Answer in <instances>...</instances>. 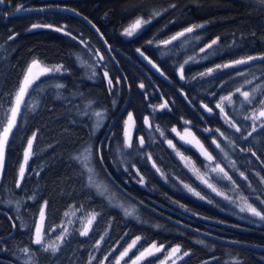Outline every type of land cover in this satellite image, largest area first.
Listing matches in <instances>:
<instances>
[{
  "label": "trees",
  "instance_id": "obj_1",
  "mask_svg": "<svg viewBox=\"0 0 264 264\" xmlns=\"http://www.w3.org/2000/svg\"><path fill=\"white\" fill-rule=\"evenodd\" d=\"M21 4L24 8L64 6L78 12L96 26L110 45L111 56L90 29L71 15L36 12L2 16L11 14ZM172 4L176 7H170ZM154 10L160 11L161 15L137 34L132 37L121 35L137 17L148 19ZM0 13V117L11 104L24 70L33 59H39L49 67L63 65L66 69L42 77L38 87L31 91L29 102H37L38 107L29 111L24 106L18 118L19 127L6 148L0 177V264H24L28 259L21 251L24 247L32 250L35 264H87L93 256L95 259L91 264H100L105 256L109 259L104 264H113L137 236L141 240L136 250H144L156 242L165 245L163 251L178 244L182 251H190V255L178 264H235V261L264 264V224L213 193L193 170L194 165L200 176L215 183L234 200L240 194L253 197L252 189L264 192V184L260 183V177H264V129L258 128L247 140L242 138L252 131L250 121L244 120V116L263 97L258 95L254 105L242 108L243 97L235 92L241 86L242 91L251 90V85H243L246 80H252L254 86L264 82V61L222 68L210 76H198L216 65L264 54V6L256 0H5ZM33 24L52 25L53 28L29 31ZM193 25L203 27L167 47L158 46V41ZM56 27L63 31H55ZM13 33L15 38L9 40ZM216 38L219 40L213 48L200 52ZM149 40L154 43H146ZM187 40L185 50L178 48ZM137 48L157 64L163 76L143 62ZM97 51L103 55V60L91 59ZM197 56L206 57V61L184 64L189 57ZM79 62L91 70V77L85 75L86 69L79 66ZM181 64H184L185 80L179 78ZM105 71L113 82L111 86L104 77ZM239 72L245 75H238ZM117 79L121 81L119 84ZM141 83L145 85L144 89L139 87ZM56 84L64 87L57 89ZM230 92L234 102L231 106L224 102V107L230 119L241 128L239 133L215 108L220 98ZM165 100L168 109L153 111L149 107ZM89 101L92 102L91 108L86 109ZM202 103L212 108L214 116H205L200 106ZM92 110L105 113L104 121L95 133L94 116L82 114ZM129 112L136 121L132 134L134 147L125 149L123 122ZM145 116H149L153 124L151 130L144 125ZM115 117L101 147L103 163H100L95 153ZM185 120L203 131L211 130L207 135L196 131L195 136L213 155L214 162H208L195 144L184 145L171 131L175 127L184 136ZM155 126L164 130L165 137L172 140L176 150L192 164L177 156L165 138L155 131ZM33 132L37 133L33 145L35 154L26 166L22 187L18 189L15 186L18 169L23 162L27 139ZM141 136L145 139L142 148L138 143ZM213 137L221 146L232 141L229 144L232 148L228 145L229 157L234 164L232 171L220 162L216 146L212 144ZM88 146L93 148L95 178L108 188L114 201L87 186L86 173L73 159ZM242 148L255 151L259 159L251 152L241 151ZM148 154L152 156L151 161L147 159ZM153 162L160 172L153 168ZM215 163L233 177L239 186L235 191L231 190L229 181L212 179L216 174L210 168ZM36 172L40 175L37 176ZM239 172H244L248 179H242ZM140 176L144 178L143 184L139 183ZM249 183L252 189L248 187ZM185 184L200 192L205 199L194 196L184 187ZM33 195L35 199L29 200L28 197ZM44 201L48 202L47 229L61 222L69 206L80 208L78 214L82 217L93 211L100 215L89 235L73 233L61 245L59 253L52 256L40 252L30 239ZM253 202L259 206L258 201ZM118 204L127 206L132 215H125ZM13 223L16 228L12 227ZM21 224L27 227L21 228ZM101 236L104 240L100 247H94ZM156 262V258H151L142 264Z\"/></svg>",
  "mask_w": 264,
  "mask_h": 264
},
{
  "label": "snow or ice",
  "instance_id": "obj_2",
  "mask_svg": "<svg viewBox=\"0 0 264 264\" xmlns=\"http://www.w3.org/2000/svg\"><path fill=\"white\" fill-rule=\"evenodd\" d=\"M256 2L264 6V0H256ZM5 4V0H0V5ZM170 7L175 8L176 5L172 4ZM26 9L24 6L17 5L15 7L16 12L20 11H25ZM43 11V9H40ZM164 11H167V9H164ZM161 15L160 11H153L148 19H144L142 17H137L134 22H132L130 25L125 27L121 33V35L127 36V37H132L135 34H137L143 26L150 24L151 20L154 19L155 17ZM91 23V21H89ZM95 27V25H93ZM203 25H193L190 27L184 28L182 31H179L172 35L170 38L166 40H160L158 41V46L160 47H167L173 43V41L179 40L181 37H185L186 34L193 33L195 29L197 28H202ZM37 28H53L52 25H40V24H33L29 31L32 29H37ZM55 31L57 32H62L63 29L60 27L54 28ZM97 31H99L97 29ZM65 35H69V33L65 32ZM15 33L10 35L8 37L9 40H12L15 38ZM199 39V37H196ZM75 39V37H73ZM219 38L213 39L210 44H206L203 48L200 49V52H205L206 49H211L213 48L214 45L218 43ZM81 43H86L84 41H81ZM107 43V42H105ZM146 43L148 44H153V40H149ZM136 52L139 53L141 57H143L144 60H146L153 68L156 69L157 72H160V75H164V73L160 70V68L155 64L151 59H149L148 56L145 55V53L140 49L137 48ZM95 57H98L100 60H103L104 57L100 52L95 53ZM94 57V58H95ZM206 58V57H205ZM194 57H189L188 60H185L184 64H187L190 60H194ZM256 60H262L264 61V54L257 55V56H252L249 55L244 58L236 59L233 61H230L229 63H225L223 65H216L215 68H208L205 72H201L198 74L199 77H204V76H210L213 74L214 71L222 69V68H232L237 65H246L249 64L250 62L256 61ZM184 64H181L179 69H178V74L179 78L181 80H185L186 77L184 75ZM62 71H66L64 69L63 65H55L52 67L46 66L41 60L39 59H33L30 63L27 64L22 79L20 80V83L12 96V102L9 105L8 109L5 111V114L3 117H0V172L3 171L4 168V162H5V155H6V148L10 144V139L14 135V131L16 128L19 127L18 124V118L22 115V111L24 106H27L29 111H35L38 107L37 102H29L30 97H31V91L35 90L38 87V82L41 80V77L49 76L52 73H60ZM95 75V72H93V76ZM238 75H245L243 72H239ZM104 77L107 80L108 84L111 86L113 84L112 80L109 78V74L107 71L104 72ZM197 77H193L192 79H196ZM255 79V77H254ZM121 81L117 79L116 83L119 84ZM253 82L252 80H246L245 84L251 85ZM55 87L57 89H61L64 87L62 84H56ZM141 89H144L145 85L141 83L139 85ZM242 87H238L235 89V92L238 93L240 96L243 97V102L249 106L254 105V103L257 102V96L260 95L264 97V85L261 84H256L251 88V90H243ZM147 99V97H145ZM187 98V97H185ZM163 99V98H162ZM224 102H227L229 106H231L234 102V97L233 93H229L226 96H222L220 98V102L216 104V108L220 110V113L222 114L223 118L227 123L230 124L232 128L235 129L236 132H241V128L237 126V124L232 121L228 115V113L225 110L224 107ZM259 107H253L252 112L250 115L244 116V120L246 121H251L253 127L252 131L248 132L247 136H243L242 138L247 140L249 137L252 136L254 132L257 131V128L259 127L260 129H264V98H260L258 100ZM92 102L89 101L88 105H86L87 108H91ZM201 108H203L206 112L211 113L213 110L212 108L208 107L206 104H201ZM153 109V111H159L163 109H168L169 104L168 101L165 100L163 103L159 105H149ZM85 116H94L96 118V122L93 128V132L100 127V125L103 122L105 113L103 110H92L91 112L89 111H84L82 113ZM135 118L133 116L132 112L128 113L127 119L124 121V130H123V148L125 149H131L134 147V141L132 137V130L135 128ZM185 125L190 124V121L185 120L184 121ZM144 125L149 128L150 130L153 128V124L149 118V116L144 117ZM155 131L160 134L161 137L165 138L168 146L172 148L174 151H176V154L178 157H180L181 160H185L188 162V164H192V161L189 160V158L183 156L178 150H176V146L173 144L172 140H169L165 137V132L162 130L159 126H155ZM173 133H176L177 136L180 137L181 140H184L185 143H192V141H195V144L199 146L201 155H203L210 163L214 162L215 158L211 153L205 149L204 145L192 134L191 131L186 129V134L187 136L192 137L191 140H186L185 136L181 135L179 132H177V129L173 127L171 129ZM204 131L208 132L211 131L210 129H205ZM217 132H219V129H216ZM221 136H224V133L220 132ZM37 137V133L33 132L32 136L27 139V144L24 147V152H23V162L20 164L19 169H18V174H17V179L15 181V186L16 188H21L22 187V181L25 178L26 175V166L29 163L30 158L35 154L34 153V140ZM139 145L142 148L145 144V139L143 136L139 137ZM212 144L216 146L217 149H219L221 152H224V149L221 147V144L217 141L215 137L212 139ZM229 144H232V141L229 140ZM241 151H246V152H251V155L254 157H259L257 156V153L255 151H252L250 148H242ZM102 153V148L96 150V155L100 157V163H103V156L101 155ZM93 148L88 146L83 149L77 156L73 157L74 160H76L83 171L87 173V186L92 188L94 187L100 195H106L107 189L104 188L103 185L99 184L95 180V169L92 166V160H93ZM225 158H227V153H225ZM148 160H152L151 154L147 155ZM153 168L156 169L157 172H160V169L157 167V165L153 162ZM234 166V165H233ZM262 166H264V162H262ZM205 168H209V165H205ZM193 170L197 173L198 178L201 179V182L204 183L213 193H215L217 196L222 197L225 200H228L230 203L236 204V206L239 208V211L244 213L247 212L253 217L259 218V220L264 221V207H259V206H264V192L259 191L257 189H252V185L249 183L248 187L252 189L254 196L249 197L243 194H240L237 198V200H234L232 196L228 195L226 192L221 191L215 183L210 182L208 179H204L203 176L199 175V170L195 169V166L193 165ZM127 171V169H125ZM210 171L212 173H215L216 176L212 177L213 180L220 179V180H227L232 184V189L235 191L239 186L236 184L235 180L227 171H225V168L221 167L219 163H215L214 167L210 168ZM37 176L40 175L39 172L35 173ZM137 175H140L139 171L137 170ZM163 175V174H162ZM207 175V173H205ZM239 175L242 179L247 180L248 177L245 176L244 172H239ZM259 176V173H257ZM139 183L143 184L144 183V178L143 176H140V181ZM260 183L264 184V177H260ZM184 187L191 192L194 196L199 197L201 200H204L205 197L201 195L200 192L196 191L189 185L185 184ZM107 198V197H106ZM29 200L35 199V195L29 196ZM253 201H258L259 206H257ZM211 202V201H209ZM11 203V201H9ZM17 206H19V201L16 202ZM48 206V202L44 201L42 204L40 210H39V219L34 222L35 226L34 229H32V235H31V243L38 246V250L40 252L46 253V254H51L52 256H56L60 249L61 245L66 241L68 236L70 235L69 229L65 226L63 227V231L60 232L59 235L56 236L55 241L49 242L48 237L50 236L51 232L55 231V228L52 229H47L46 228V209ZM71 208V206H69ZM181 207H183L181 205ZM80 208L75 209L74 211H66L64 215L66 217H69L67 223L71 224L73 223L71 217L75 216L76 212L80 211ZM100 214L97 212H92L89 214V218L87 219L86 224L84 225L82 230H79V235L80 236H87L89 235V232L93 228V224L97 219V216ZM125 215L131 216L132 213L125 210ZM11 219V218H10ZM13 228H16L17 225L15 223L12 224ZM21 228L27 227L24 224L20 225ZM104 240V236H101L100 240H97L94 247L99 248L101 245V241ZM141 240L140 236H137L126 248H124L123 251L120 252V254L115 258L114 264H122V261H125L126 257H129V253L133 251V249L137 248L138 242ZM199 243L203 244V241H198ZM165 250V245L160 244L157 245L156 242H153L151 245H149L148 248H145L143 251L139 253L131 261V264H142L144 260H146L147 257H152L155 256L157 253L162 252ZM23 254L28 257L24 261V264H35V262L32 260L31 252L32 250L29 249L28 247H24L21 249ZM190 255V251H182V246L181 245H175L171 247L168 250V255L165 256L163 260L160 261V264H168V261H171V264H177L178 260H183L185 257H188ZM92 259H95V257H91V259L87 262V264H91ZM109 257L105 256L104 260L100 261V264H104V261L108 260ZM214 259V258H213ZM235 264H239V261H235Z\"/></svg>",
  "mask_w": 264,
  "mask_h": 264
},
{
  "label": "rangeland",
  "instance_id": "obj_3",
  "mask_svg": "<svg viewBox=\"0 0 264 264\" xmlns=\"http://www.w3.org/2000/svg\"><path fill=\"white\" fill-rule=\"evenodd\" d=\"M187 45H188V40L187 41H184V42H182V43H180L179 45H178V48H181L182 50H185V48L187 47ZM88 56L90 57V54H88ZM195 59L194 60H190L188 63H192V64H197V63H202V62H205L206 61V58H204V57H201V56H197V57H194ZM91 59H93L94 61H97V60H99V58H97V57H95L94 58V56L91 58ZM186 60H188V59H186ZM78 65L79 66H83L84 67V65L82 64V63H78ZM82 67V68H83ZM84 69H86V74L85 75H87V77H91V70L90 69H88V68H86V67H84ZM52 74H54V73H52ZM42 78V77H41ZM258 84H263L264 85V82L263 83H258ZM244 86H248L249 84H243ZM251 86L253 87L254 85H252L251 84ZM264 98V97H263ZM243 105V107L242 108H245L246 106H248L247 104H242ZM255 107H259V105L257 104ZM251 112H252V109L248 112V114L247 115H250L251 114ZM127 116H128V114H127ZM127 116H126V118L124 119V121L127 119ZM103 121H104V119H103ZM95 122H96V118L95 117H93V128H94V125H95ZM103 123V122H102ZM250 123H251V121H250ZM102 125V124H101ZM101 125H100V127H101ZM99 127V128H100ZM252 127H253V125H252V123H251V129H252ZM99 128H97L95 131H94V133L95 132H97L98 130H99ZM259 128V127H258ZM257 128V129H258ZM123 130H124V122H123ZM133 130H134V128H133ZM133 130H132V134H133ZM138 141H139V138H138ZM139 143V142H138ZM229 145V144H228ZM228 145H224V146H221L223 149H224V152H221L219 149H217L216 147H214L215 148V151L218 153V156H219V159H220V162L222 163V165L225 167V168H227V169H229L230 171H232L233 169H234V164H233V162H232V160L230 159V157H229V146ZM231 148H232V146H230ZM225 153H227V158H225ZM203 156V155H202ZM207 160V159H206ZM208 161V160H207ZM209 162V161H208ZM80 165V164H79ZM0 177H1V172H0ZM86 179H87V173H86ZM95 180H96V178H95ZM96 182L97 183H99V184H101V185H103L104 186V188H106L107 189V191H106V195H100L99 194V192L94 188V187H92L93 189H95L96 191H97V193L100 195V196H102V197H107V198H110L111 200H115L114 199V197L109 193V191H108V188L103 184V182H101V181H97L96 180ZM106 198V199H107ZM117 207H119L121 210H123V212L125 213V210H127V206H124L123 204H118L117 205ZM179 208H181L180 206H179ZM75 209L73 208V207H71V208H69L67 211H74ZM181 210H183L184 211V209L183 208H181ZM185 212V211H184ZM186 213V212H185ZM249 214V213H248ZM89 218V215H87L86 217H82V216H80L79 214H78V212H76V214H75V216H72L71 217V219H72V221H73V223H71V224H68L67 223V221H68V219H69V217H66L65 215H63V217H62V220H61V222L57 225V226H55V227H53V228H55V231L54 232H51L50 233V236L47 238L48 239V241L49 242H53V241H55V238H56V236L57 235H59L60 234V232H62L63 231V227H67L68 229H69V232H70V235L68 236V238L73 234V233H76V234H78L79 235V230H82L83 229V227H84V225L86 224V222H87V219ZM254 220L256 219V221L258 222V223H260V224H264V221H261V220H259V218H257V217H252ZM38 219H39V217H38ZM67 238V239H68ZM136 238V237H135ZM135 238H133L131 241H130V243L135 239ZM129 243V244H130ZM140 243V241L138 242V244ZM151 245V244H150ZM128 246V245H127ZM126 246V247H127ZM125 247V248H126ZM149 246H147L146 248H148ZM169 250V249H168ZM168 250L167 251H162V252H160V253H157L155 256H152V257H147L146 258V260H148V259H151V258H156L157 259V262L155 263V264H160V261L161 260H163L164 258H165V256H167L168 255ZM141 251H143V250H136V248L135 249H133V251L131 252V253H129V257H126L125 258V261H122V264H131V261L133 260V259H135V257L137 256V255H139V253L141 252ZM146 260H144V261H146ZM115 261V260H114ZM143 261V262H144ZM181 260H178L177 261V264L180 262ZM142 262V263H143ZM113 264H114V262H113ZM168 264H171V261H168Z\"/></svg>",
  "mask_w": 264,
  "mask_h": 264
},
{
  "label": "water",
  "instance_id": "obj_4",
  "mask_svg": "<svg viewBox=\"0 0 264 264\" xmlns=\"http://www.w3.org/2000/svg\"><path fill=\"white\" fill-rule=\"evenodd\" d=\"M26 10L25 11H20V12H16L15 10L11 13V14H2V16H10V15H16V14H20V13H36V12H60V13H64V14H68V15H71L75 18H77L78 20H80L84 25H86L90 31L94 34V36L97 38L98 42L100 43V45L103 47V49L105 50V52L111 56V53H110V50H111V47L108 43H105L106 40L104 39V37L102 36V34L97 31V28L96 26L93 27L94 24L92 23H89V20L86 19L84 16L80 15L78 12L70 9V8H67V7H64V6H50V7H44V8H25ZM40 9H43V11H41ZM1 14V13H0ZM182 31V30H180ZM188 35V34H186ZM185 35V36H186ZM182 38V37H181ZM139 54V53H138ZM140 56V55H139ZM254 56H257V55H254ZM140 58L143 60V62H145L153 71H155L159 76H162L160 75V72H157L155 68H153L146 60L143 59V57L140 56ZM260 60H256V61H253V62H250L249 64H252V63H255V62H258ZM229 63V62H228ZM248 65V64H246ZM241 66H245V65H237L235 67H241ZM125 107V106H124ZM124 107L122 108V110L124 109ZM116 120V117L112 120L111 124L109 125V127L107 128L105 134L102 136L100 142H99V145H98V149H100L102 147V144L104 143L108 133H109V130L113 124V122ZM100 159V157H99Z\"/></svg>",
  "mask_w": 264,
  "mask_h": 264
},
{
  "label": "flooded vegetation",
  "instance_id": "obj_5",
  "mask_svg": "<svg viewBox=\"0 0 264 264\" xmlns=\"http://www.w3.org/2000/svg\"><path fill=\"white\" fill-rule=\"evenodd\" d=\"M3 6H4V4H3V5H0V7H3ZM215 108H216V105H215ZM203 111H204V113H205V116H207V117H212V116H214V112H213V111H212L211 113L206 112L204 109H203ZM186 129L189 130V131H191L192 134H193L194 136H195V132H196V131H199L201 134H204V135H207V133H209V131H208V132H206V131L204 132L202 128L196 126L194 123H190V124L187 125V127H185V128L182 129V133L184 134L186 140H191V139H192V137L187 136V134H186ZM195 137H196V136H195ZM178 138L180 139V137H178ZM196 138H197V137H196ZM197 139H198V138H197ZM198 140H199V139H198ZM199 141H200V140H199ZM180 142L184 143V145L186 144L184 140H181V139H180ZM200 142H201V141H200ZM192 143L195 144V141H192ZM201 143H203V142H201ZM195 145H196V144H195ZM196 146L199 148L198 145H196Z\"/></svg>",
  "mask_w": 264,
  "mask_h": 264
}]
</instances>
